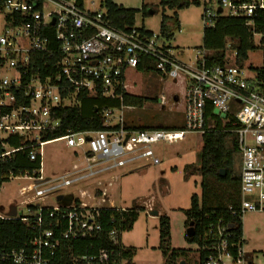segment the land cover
I'll use <instances>...</instances> for the list:
<instances>
[{"label": "built area", "instance_id": "1", "mask_svg": "<svg viewBox=\"0 0 264 264\" xmlns=\"http://www.w3.org/2000/svg\"><path fill=\"white\" fill-rule=\"evenodd\" d=\"M199 1L205 28H213L219 17L244 19L255 47L264 49V34L257 33L254 24V19L264 14V0ZM0 16L4 17L0 32V163L9 162L20 152L31 162H41L38 176H23L38 181L21 189L22 196L35 193L32 200L23 202L28 215H0V221L21 222L30 234L19 249L1 250L0 264L127 262L121 243L123 221L115 215L105 216L113 211L121 219L127 209L116 208L104 198L85 201L86 192L81 193L82 200L73 197L69 205L35 203L116 169L160 166L155 147L182 142L191 133L222 131L234 135L239 152L240 202L238 209L230 211L231 217L242 222L246 214L264 213V88L257 73L251 77L238 65H209L207 51L186 64L163 34L112 26L103 1L97 6L95 0H5L0 2ZM147 60L161 80L183 87L182 130L133 129L124 115L134 108L122 105L100 112L103 131L42 142L43 134L60 124L53 118L56 110L79 107L84 94L118 98L127 72L140 66L147 71ZM178 102L175 97L172 103L176 106ZM216 120L225 128L218 129ZM16 139L23 141L18 147L12 143ZM54 142L81 149L85 163L47 181L42 170L43 147ZM137 205L144 210L148 207L145 201ZM237 226V221L213 218L196 244L199 264H264V255L247 252Z\"/></svg>", "mask_w": 264, "mask_h": 264}, {"label": "rangeland", "instance_id": "2", "mask_svg": "<svg viewBox=\"0 0 264 264\" xmlns=\"http://www.w3.org/2000/svg\"><path fill=\"white\" fill-rule=\"evenodd\" d=\"M102 0H95L100 6ZM125 8L141 10L143 4L157 5L159 0H114ZM204 8L191 6L188 9L167 11L169 17L176 16L180 27L171 30V47L186 64H192L199 53H203V23ZM162 12L152 14L145 18L142 13L136 16L135 27L145 28L149 32L160 33ZM4 26V17L0 16V32ZM228 42L226 48V63L229 65H243L249 76L254 77L250 68L263 67V51L256 48L248 54L245 62H238L236 45ZM143 93L148 99L143 108H134L125 113V122L136 128H182L184 125L183 87L170 80H161L154 72L146 71L143 75ZM179 96L180 103L175 106L172 101L164 105L153 102L154 98L166 95ZM175 96V97H176ZM178 98V97H177ZM120 114H116L118 118ZM201 137L198 134H187L182 142L171 145H158L155 147L160 166H149L143 170L137 169L143 165H134L124 169H116L111 173L80 182L72 187L63 188L43 201H36V206H55L59 196H73L81 198L82 192L88 197L83 200H109L114 202L116 208L131 209L135 204L148 200L156 195L159 200V210L170 219L171 246L175 250L185 251L187 264H199L198 247L189 244L185 237L187 234V216L185 211L191 207L193 195L200 196L201 177L192 169L186 167L195 164L198 151L201 148ZM43 177L47 181H54L74 166H82L84 161L81 149H70L65 142H54L43 147L42 155ZM236 171H239V158L236 159ZM187 171V172H186ZM38 182L27 177L13 178L6 182L0 192V215L4 218L24 217L28 209L23 202L34 198L35 193L21 195V189ZM100 184V185H99ZM105 193V197L103 194ZM103 196V197H102ZM35 200H37L35 198ZM157 210V209H156ZM160 217L145 210L140 214L137 222L130 231L121 236V243L126 250L132 251L131 261L124 264H163L165 258L160 250ZM243 237L247 252L264 255V213H249L242 220Z\"/></svg>", "mask_w": 264, "mask_h": 264}, {"label": "trees", "instance_id": "3", "mask_svg": "<svg viewBox=\"0 0 264 264\" xmlns=\"http://www.w3.org/2000/svg\"><path fill=\"white\" fill-rule=\"evenodd\" d=\"M5 1V0H0ZM103 7L106 9L107 18L112 26L126 30L135 27L136 16L142 13L147 18L152 14L162 12L160 33L167 40H171V30L179 26L176 16L169 17L167 11H182L191 6H201L199 0H161L158 5H143L141 10L125 9L113 2V0H102ZM255 31L264 34V14H259L254 19ZM148 34L151 32L148 31ZM236 42V52L238 62H245L248 54L256 50L253 41V34L246 26V20L228 17L217 18L213 28H205L203 33V48L209 54L207 62L209 65H225L226 48L228 42ZM263 67L260 69L250 68L257 73L259 81L263 83L264 88V49ZM147 70L154 72L152 62L147 60ZM243 67V65L235 64ZM146 72L144 66L129 70L126 74L124 87L117 91L118 98L108 99L101 94L83 95L81 105L76 108H62L55 111L54 119L59 120L60 124L53 131L43 134L42 142H49L66 135L79 132H96L105 130L104 121L100 112L106 108H119L122 105L133 108H143L148 101L143 93V75ZM155 73V72H154ZM175 95L170 98L166 95L154 98L153 102L161 104L165 101H174ZM179 99V96H176ZM180 103L176 104V106ZM98 111V112H97ZM214 122V121H213ZM218 129L225 128L221 120L214 122ZM131 127V126H130ZM136 130L161 129L170 132H177L183 129L172 128H136ZM201 137V148L198 151L195 164L186 167V170L192 169L201 177L200 196L193 195L191 198V207L185 211L187 216L186 227L194 222L195 236L193 238L185 237L189 244L200 243V238L204 234L205 228L213 218H224L226 221H237L236 230L239 234L243 233V224L241 221L231 217L230 211L236 210L240 202V170L236 171V159L239 158V152L234 135L215 131L212 133L199 135ZM23 141L14 140L12 143L18 147ZM41 170L40 159L31 162L25 152H20L9 162L0 163V192L2 186L14 178L30 174L38 176ZM225 170L226 176L221 177L220 172ZM187 172V171H186ZM144 211L137 204L127 212L122 213L123 218L113 211L105 213L106 218L112 215L116 216L118 221H123L124 231H130L137 222L140 214ZM209 216L210 219L206 217ZM160 250L167 264H182L186 262L185 251L175 250L171 246V224L166 216L160 217ZM107 228V227H106ZM30 234L27 227L18 221H0V251L10 252L13 249H19L29 240ZM123 257L131 261L132 251L125 250Z\"/></svg>", "mask_w": 264, "mask_h": 264}, {"label": "crops", "instance_id": "4", "mask_svg": "<svg viewBox=\"0 0 264 264\" xmlns=\"http://www.w3.org/2000/svg\"><path fill=\"white\" fill-rule=\"evenodd\" d=\"M160 1L161 0H159V2H158V4L160 3ZM113 2L115 3V4H117V5H119V3H117V2H115L114 0H113ZM157 4V5H158ZM144 5V4H143ZM146 5V4H145ZM148 6H150L149 4H147ZM119 6H122V5H119ZM151 6H154V5H151ZM123 7V6H122ZM125 8V7H124ZM125 9H128V8H125ZM178 21V20H177ZM178 23H179V21H178ZM178 27H180V23H179V26ZM141 28H143V27H141ZM145 29V28H144ZM146 30V29H145ZM146 167H149L148 165H143V166H140V167H138L137 169H140V170H143V169H145ZM148 201L146 202V204L148 205V207H147V210L148 211H150V209H152V214L153 213H157L158 214V218L159 217H162V216H164V214L161 212V210H159L160 208H159V200H158V198H157V196L156 195H152V196H150L149 198H146ZM32 200V199H31ZM111 203H113L114 204V202H111ZM157 209V210H156Z\"/></svg>", "mask_w": 264, "mask_h": 264}, {"label": "water", "instance_id": "5", "mask_svg": "<svg viewBox=\"0 0 264 264\" xmlns=\"http://www.w3.org/2000/svg\"><path fill=\"white\" fill-rule=\"evenodd\" d=\"M221 12H222V10L220 9L219 13H221ZM220 176L221 177H225L226 176L225 170H222L220 172ZM72 200H73V196H67V197L59 196L57 198V201L62 203V204H64V205H69L72 202ZM153 215L156 216V217L158 216V214L156 212L153 213ZM194 226H195L194 222H191L189 227H188V229H187V234H186V236L188 238H193L195 236V228H194ZM182 264H185V262H182Z\"/></svg>", "mask_w": 264, "mask_h": 264}]
</instances>
